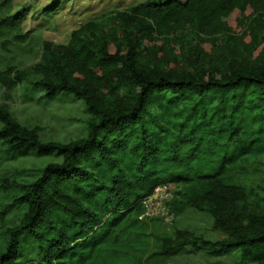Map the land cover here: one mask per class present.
I'll use <instances>...</instances> for the list:
<instances>
[{"label": "trees", "instance_id": "obj_1", "mask_svg": "<svg viewBox=\"0 0 264 264\" xmlns=\"http://www.w3.org/2000/svg\"><path fill=\"white\" fill-rule=\"evenodd\" d=\"M27 14L1 18L0 31ZM232 14H239L238 29L228 21ZM116 18L124 49L112 51L110 33L92 20L65 46L46 42L33 66L32 88L43 98L84 101L93 117L86 137L46 141L0 106V162L57 159L28 180L1 177L0 189L14 197L0 207V225L17 211L19 219L0 233V264H143L188 247L217 256L240 250L246 261L264 264V212L241 210L252 198L247 180L264 155V0H151ZM189 32L221 43L213 54L227 74L147 64L141 48L155 45L145 41L160 38L174 56L172 44L183 46ZM23 80L14 68L0 70L3 86ZM170 183L178 187L169 203L174 213L208 212L226 237L160 231L158 219L140 218L144 198Z\"/></svg>", "mask_w": 264, "mask_h": 264}, {"label": "rangeland", "instance_id": "obj_2", "mask_svg": "<svg viewBox=\"0 0 264 264\" xmlns=\"http://www.w3.org/2000/svg\"><path fill=\"white\" fill-rule=\"evenodd\" d=\"M147 1L151 0H0V19L22 9L28 10L27 17L20 24L0 31V70L8 71L14 68L24 76V80L13 88L0 83V106L7 109L22 125L37 128L46 141L67 143L86 137L93 117L84 101L73 95H63L52 101L43 98L42 92L32 88L31 82L38 79L33 66L40 62L46 42L65 46L75 29L92 20H97L104 30L110 33L108 40L112 51L117 47L124 49L126 40L121 29L118 30L122 22L116 18V13L127 11L131 6ZM54 4L58 5V9L47 14L45 8ZM238 17L239 14L228 17L234 28H237ZM114 32L118 35L117 39L114 38ZM27 33L29 34L25 40L16 38V35ZM184 38L183 46L177 44L171 46L176 56L170 54L160 38H155L152 42L145 41V46L150 47L154 44L155 48L146 50L142 47L141 53L147 64L164 70L175 69L207 76L228 73V67L223 63L220 64L213 54L217 49L216 45L221 43L214 44L211 38L192 32L185 33ZM261 47L251 52L252 60L260 56ZM12 75H15V71ZM54 160L57 159L35 155L17 160L4 159L0 162V179L5 175L17 178L19 181L31 179L33 173ZM261 160L262 163L252 169L247 180L252 198L241 206V210L247 214L264 212V155ZM170 184L169 192L173 194L172 197L169 196L161 204L156 201L151 203L150 212L155 214L147 216L159 220L160 231L186 229L197 237L213 241L226 237L224 232L215 227L214 218L208 212L189 208L180 214L174 213L169 203L173 200L178 187L176 184ZM13 194L0 189V207L9 204L14 197ZM15 213L9 215L8 220L0 225V233L18 221L19 212ZM145 264L255 263L246 261L240 250L217 256L206 248L188 247L181 254Z\"/></svg>", "mask_w": 264, "mask_h": 264}, {"label": "built area", "instance_id": "obj_3", "mask_svg": "<svg viewBox=\"0 0 264 264\" xmlns=\"http://www.w3.org/2000/svg\"><path fill=\"white\" fill-rule=\"evenodd\" d=\"M170 188H171V184L158 185L154 189L151 195L144 198L143 200L144 211L140 215V218L147 217V216H154L155 213L150 212L151 203L156 201L159 204H161L165 201L166 198H169V196L172 197L173 194L169 192Z\"/></svg>", "mask_w": 264, "mask_h": 264}]
</instances>
